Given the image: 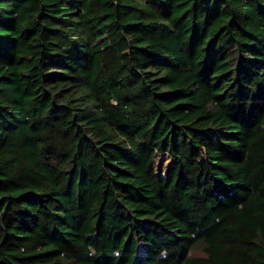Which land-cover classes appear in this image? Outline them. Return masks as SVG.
Masks as SVG:
<instances>
[{
    "label": "trees",
    "instance_id": "16d2710c",
    "mask_svg": "<svg viewBox=\"0 0 264 264\" xmlns=\"http://www.w3.org/2000/svg\"><path fill=\"white\" fill-rule=\"evenodd\" d=\"M0 264H264V0H0Z\"/></svg>",
    "mask_w": 264,
    "mask_h": 264
}]
</instances>
